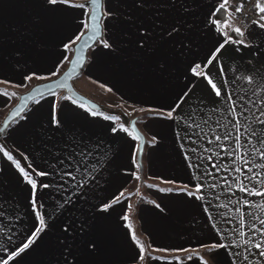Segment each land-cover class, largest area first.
Segmentation results:
<instances>
[{
  "label": "crops",
  "instance_id": "crops-1",
  "mask_svg": "<svg viewBox=\"0 0 264 264\" xmlns=\"http://www.w3.org/2000/svg\"><path fill=\"white\" fill-rule=\"evenodd\" d=\"M70 1L0 0V124L20 94L68 65L89 14ZM222 3L102 0V36L76 78L108 110L56 91L1 137L37 188L34 205L0 152V264H264L237 235L240 213L249 236L264 219V196L239 190L264 192V23L241 22L236 0ZM133 118L146 137L142 169ZM38 215L46 227L8 260L40 227Z\"/></svg>",
  "mask_w": 264,
  "mask_h": 264
},
{
  "label": "snow or ice",
  "instance_id": "snow-or-ice-1",
  "mask_svg": "<svg viewBox=\"0 0 264 264\" xmlns=\"http://www.w3.org/2000/svg\"><path fill=\"white\" fill-rule=\"evenodd\" d=\"M51 3H56L57 0H50ZM89 2L95 6L97 9H99L100 5H101V0H89ZM228 3V0H223V3L220 5V8H225V5ZM75 7H81L83 8L84 5L80 4V5H74ZM256 8L258 9L259 12L264 13V4H262L260 2V0H258L257 4H256ZM241 9L240 7L236 8V11L239 12ZM261 20H264V16H261ZM100 21H101V17H98L96 15H90L88 18V21L84 24V28L85 31L81 32L73 41V43H75L76 41H80V40H84L85 45L88 44L89 40H94V39H99L100 37ZM227 23V22H225ZM261 27H264V24L261 25ZM219 30V29H218ZM234 31L239 34L241 37L244 35V33L241 31L240 28H235ZM86 32H91L92 35L88 36L87 39H84ZM230 39V38H229ZM243 41H237V43H242ZM104 46L108 47V44L106 42H104ZM66 48L68 47L67 45L65 46ZM199 67V66H197ZM208 83L211 85V87L213 88V90L215 91V94L217 96L221 95L220 90L218 89V86L213 83V81L211 79L208 80ZM3 95H8L9 98H11L13 94H9L7 92L2 93ZM38 102V101H37ZM76 101L73 100V103H75ZM83 107V105H81ZM24 109L22 107H20L19 105L17 106V109H14L13 112L10 114L9 118L5 121L4 125L2 127H0V133H3L5 131V129H7L9 127V121H11L14 117L19 116V113L22 112ZM234 112V110H233ZM93 115H97L98 113L93 111L92 112ZM261 115H264V112L261 113ZM169 118H172V113L170 112L168 114ZM23 118V117H21ZM107 118V117H106ZM115 119H119V117H116ZM261 123H264V121H261ZM133 126L135 124V121L132 122ZM121 128L125 131H128V129L123 128V125H121ZM238 130V128H237ZM131 134V133H130ZM133 139H140V137H137L135 135H133ZM217 139H219V137H217ZM240 137L237 136V140H239ZM262 147H264V141L261 142ZM139 148L142 149V145L138 146ZM259 151V150H258ZM0 152H3V155L9 160L11 161L14 166L19 170V172L21 173V175L24 177L25 181L31 185V188L33 190V204L35 205V194H36V188H37V183L36 181L32 178L31 174H29L28 172L25 171V169L23 167H21L20 163L14 159V157L8 152L6 151L3 146H0ZM260 155L261 158H264V151H260ZM29 167H31V165H29ZM260 167L264 168V164L260 165ZM251 169H249L250 171ZM237 171H239L237 169ZM38 175H47L46 173L40 172L38 173ZM261 173L257 172L256 176H260ZM258 183H264V181H259ZM44 187H47V185H44ZM200 187L201 186H197L196 188V192L193 193H189V195H196V193L200 192ZM255 187V186H254ZM240 191L243 192H247L249 195H261L264 196V192H261L259 190L253 191L252 189H249L247 186L242 185L239 189ZM121 195L123 196V193H121ZM197 198H201L199 196H197ZM119 200V197L117 198V201ZM245 204L250 203L249 201H245ZM236 211L239 213L240 209L237 208ZM262 211H264V208H262ZM38 219H39V223H40V227L37 228L36 232L33 233L32 237L29 238V240L23 244V246L18 250L17 253H12L9 257L8 260H11L15 255H18L19 253L24 252L27 248L30 247V245L32 243L35 242V238L38 236V234L40 232H42L44 230V228L46 227L45 224V220L42 216L38 215ZM125 219H127V217H125ZM259 223L261 225L260 229H256L255 225H252V235L249 236L248 233H246L243 229L245 227V219H244V214L240 213V218H239V225H240V231L237 233V235L239 237H246V239L243 240V245L245 246L243 251L246 252H251L252 248H255L258 250V255L260 257H264V219H260ZM129 227H131V225H129ZM259 231L260 233V237L257 240H254L252 237L255 235V233ZM132 238L134 240V242L137 244V246L140 249V259L143 260L145 259V250H144V246L143 244L137 239L135 233H132ZM236 245L239 247L240 244L239 242H236ZM226 245L224 244H220V245H213V248H218V247H225ZM237 255H240L239 253ZM153 259H157V257H152ZM243 260L244 261H249V257L247 255H243ZM3 264H8L7 261H4ZM234 264H236V262L234 261ZM249 264H252L251 261H249Z\"/></svg>",
  "mask_w": 264,
  "mask_h": 264
},
{
  "label": "water",
  "instance_id": "water-1",
  "mask_svg": "<svg viewBox=\"0 0 264 264\" xmlns=\"http://www.w3.org/2000/svg\"><path fill=\"white\" fill-rule=\"evenodd\" d=\"M85 5L86 7L89 8L87 21L90 15H96L98 17H101L102 19V0L99 9L93 6L89 2V0L85 2ZM90 35H92L91 32H86L84 39H87V37ZM101 36H102V25L100 21V37ZM97 40L98 39L89 40L87 45H85L84 40L76 41V43L73 46L72 56L68 62V65L62 71V73L53 79L33 85L26 92L20 94L16 103L10 108L8 113L3 118L0 127L4 125L5 121L9 118L13 110L17 109L18 105L24 109L22 112L19 113L20 116L33 100L59 90L63 91L67 96H69L70 98H72L77 102L83 103L90 108L101 110L102 107H100L97 103L90 100L86 96L80 94L72 85V79L81 73L85 65L88 50L95 45ZM19 116L14 117L11 121L18 118ZM11 121H9V123ZM133 121H135L134 126L132 124ZM129 128L135 136L140 137V139H138V146L142 145V149L139 147L137 149V164L139 166V169H142V154L146 143V137L138 127L136 123V118L131 119Z\"/></svg>",
  "mask_w": 264,
  "mask_h": 264
},
{
  "label": "built area",
  "instance_id": "built-area-1",
  "mask_svg": "<svg viewBox=\"0 0 264 264\" xmlns=\"http://www.w3.org/2000/svg\"><path fill=\"white\" fill-rule=\"evenodd\" d=\"M258 0H236V8L240 7V11L235 10V16L238 20L244 23H250L252 21H261L264 23V20H261V16H264V13H261L256 8ZM264 4V0H260Z\"/></svg>",
  "mask_w": 264,
  "mask_h": 264
},
{
  "label": "rangeland",
  "instance_id": "rangeland-1",
  "mask_svg": "<svg viewBox=\"0 0 264 264\" xmlns=\"http://www.w3.org/2000/svg\"><path fill=\"white\" fill-rule=\"evenodd\" d=\"M64 2H66V3H71L72 1H70V0H63ZM76 1H78V0H74V2H75V4H77L78 2H76ZM87 0H84V1H82V0H80L79 2H81L82 4H85V2H86ZM99 41H100V38L97 40V42H96V44L97 43H99ZM72 85H73V87L80 93V94H82V95H84L83 93H82V91L79 89V87L77 86V78L76 77H74L73 79H72ZM59 91H61V90H59ZM84 96H86L87 98H89L90 99V96L89 95H84ZM90 100H92V99H90ZM93 101V100H92ZM5 135V134H4ZM4 137V136H3ZM4 138H0V141L1 140H3ZM162 190L164 189V190H166V191H169V189H168V187H163V188H161ZM174 189V188H173ZM179 188L178 187H176V189L175 190H178ZM179 191V190H178ZM194 210H196V209H194ZM148 259V257L146 256V260Z\"/></svg>",
  "mask_w": 264,
  "mask_h": 264
},
{
  "label": "trees",
  "instance_id": "trees-1",
  "mask_svg": "<svg viewBox=\"0 0 264 264\" xmlns=\"http://www.w3.org/2000/svg\"><path fill=\"white\" fill-rule=\"evenodd\" d=\"M62 92H63V91H62ZM63 93H64V92H63ZM64 94H65V93H64ZM65 95H66V94H65ZM107 110H108V109H107V108H104V107L101 109V111H103V112H107ZM16 119H17V118H16ZM16 119H14L13 121H11V122L9 123V127H10V125H11ZM9 127H8V128H9ZM8 128H7V129H8ZM7 129H5V131H4L3 133H0V138L4 136V134H5V132L7 131Z\"/></svg>",
  "mask_w": 264,
  "mask_h": 264
}]
</instances>
